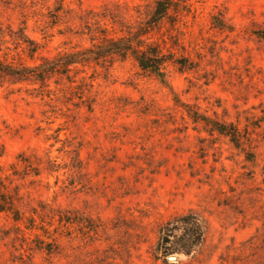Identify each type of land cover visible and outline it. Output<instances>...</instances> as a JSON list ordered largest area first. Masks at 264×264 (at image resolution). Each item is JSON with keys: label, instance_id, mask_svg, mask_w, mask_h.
Segmentation results:
<instances>
[{"label": "rangeland", "instance_id": "obj_1", "mask_svg": "<svg viewBox=\"0 0 264 264\" xmlns=\"http://www.w3.org/2000/svg\"><path fill=\"white\" fill-rule=\"evenodd\" d=\"M156 1L0 0V57L35 66L124 37ZM176 5L149 35L165 80L131 55L44 82L0 72V264H264V0ZM188 110L234 124L239 145ZM187 214L202 243L164 253Z\"/></svg>", "mask_w": 264, "mask_h": 264}, {"label": "trees", "instance_id": "obj_2", "mask_svg": "<svg viewBox=\"0 0 264 264\" xmlns=\"http://www.w3.org/2000/svg\"><path fill=\"white\" fill-rule=\"evenodd\" d=\"M179 1L157 0L148 19L136 31L128 32L124 37L105 38L102 42L91 47L64 53L52 59H44L42 63L35 66L8 62L0 57V72L18 76L22 79L35 78L44 82L50 74L55 72L64 73L74 64L100 60L113 55H121L122 57L131 55L142 70L153 72L162 80H165L164 68L166 63L171 60L157 44L150 42L149 35L169 15L170 10L177 6L176 4ZM188 112L195 121H204L213 130L230 137L236 145H239V131L234 124L221 123L191 110H188ZM178 231H181L180 235L176 234ZM172 238L178 239L180 243L178 249L180 251L190 254L195 247L202 243L204 227L199 218L193 214L176 217L163 227L159 248L164 253L169 252Z\"/></svg>", "mask_w": 264, "mask_h": 264}]
</instances>
